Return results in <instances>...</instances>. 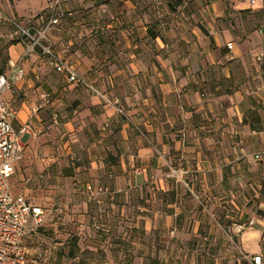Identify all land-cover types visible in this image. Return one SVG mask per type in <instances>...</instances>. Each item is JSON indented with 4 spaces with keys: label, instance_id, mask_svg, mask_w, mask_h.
<instances>
[{
    "label": "crops",
    "instance_id": "obj_1",
    "mask_svg": "<svg viewBox=\"0 0 264 264\" xmlns=\"http://www.w3.org/2000/svg\"><path fill=\"white\" fill-rule=\"evenodd\" d=\"M50 2L0 0V14L37 30ZM59 7L48 42L81 80L41 64L39 49L20 59L21 41L7 46L3 71L10 88L0 97L16 107L13 126L26 127L12 192L63 207L26 239L27 255L47 264H252L247 254L264 264V0ZM42 93L50 101L38 106ZM85 182L111 190L95 205L110 236L91 226Z\"/></svg>",
    "mask_w": 264,
    "mask_h": 264
},
{
    "label": "built area",
    "instance_id": "obj_2",
    "mask_svg": "<svg viewBox=\"0 0 264 264\" xmlns=\"http://www.w3.org/2000/svg\"><path fill=\"white\" fill-rule=\"evenodd\" d=\"M247 2L252 3L253 0H247ZM59 3L60 0H51L48 6L51 15L37 30L33 25H23L15 18H11V22L16 27L15 32L21 35V43L24 45L20 59H25L31 52L39 48L42 54L41 64L51 65L57 70H65L68 72V79L75 81L79 79V76L65 60L53 53L46 35L47 28L58 21L59 13L57 10L59 9ZM225 46L230 48L231 42L226 41ZM18 72L21 74L22 68H19ZM87 86L99 93L106 101L114 104L118 103L117 97L108 98L92 84H87ZM9 88L10 82L7 74L0 73V95ZM48 102V94L42 93V99L38 106H44ZM117 110L122 112L123 109L122 107H117ZM15 113L16 107L14 104L0 97V264H46L40 260L39 256L30 257L27 255L25 240L36 230L37 226L42 224L47 214L53 213L56 218H59L63 207L57 203L49 209H45L40 204L29 200L25 194L12 192L10 177L16 162L23 157L20 135L26 129L25 126L20 129H16L13 126L12 119ZM51 118L55 123L58 121L56 111L51 113ZM40 131L39 128L35 130L36 133ZM253 157L256 159L260 158V154L255 152ZM80 159V156L74 157L76 162H80ZM74 184H76V181H74ZM84 189L87 200L96 202L101 194L109 191L107 186L90 182L84 185ZM252 222V218L246 221H233L230 223V230L239 231ZM92 226L94 229H105L99 223L98 215L95 214L92 215ZM243 257L249 259L252 264H260L259 255L244 254ZM149 264H158V262L152 261Z\"/></svg>",
    "mask_w": 264,
    "mask_h": 264
},
{
    "label": "trees",
    "instance_id": "obj_3",
    "mask_svg": "<svg viewBox=\"0 0 264 264\" xmlns=\"http://www.w3.org/2000/svg\"><path fill=\"white\" fill-rule=\"evenodd\" d=\"M58 11V13H59V18H58V21L56 22V23H58L59 22V19L62 17V15H63V11L61 10V8L59 7V9L57 10ZM56 11V12H57ZM58 13H56L57 15H58ZM17 21H19V22H21L23 25H33L34 23H30V22H22V21H20L18 18H15ZM12 23V22H11ZM13 24V23H12ZM14 25V24H13ZM15 26V25H14ZM14 32H15V30H14ZM16 33V32H15ZM17 41H21V35L19 34V33H17V36H15V37H13V38H11L8 42H7V44L9 45V44H11V43H15V42H17ZM37 49H39V48H37ZM39 51V53H40V55H42L41 54V51H40V49L38 50ZM53 51V50H52ZM54 54H56L55 52H53ZM57 55V54H56ZM58 56V55H57ZM64 60V59H63ZM51 66V65H50ZM52 68H54L53 66H51ZM54 69H56V68H54ZM57 70V69H56ZM0 73H3V71H2V68H0ZM79 81L81 80V78L79 77V79H78ZM78 80H76V81H78ZM96 88V87H95ZM98 89V88H97ZM99 90V89H98ZM100 91V90H99ZM101 92V91H100ZM103 93V92H102ZM49 101H50V98H49ZM54 111H56V110H54ZM57 112V114H58V117H59V113H58V111H56ZM51 111H50V116H51ZM183 138V137H182ZM183 140H184V138H183ZM74 181H76V186H78L79 184H80V181H79V179H77V178H75L74 180H73V183H74ZM86 183H88V182H85V184ZM90 183H92V182H90ZM84 184V185H85ZM108 188V187H107ZM108 190H109V188H108ZM106 193H111V190H109L108 192H106ZM89 201V200H88ZM90 203H92L93 205H94V209H93V211L90 213V222H91V226H92V215L93 214H95V215H98V221H99V223L101 224V226L102 227H104L105 229H94L93 228V226H92V228L94 229V230H96L97 232H99L100 234H102L103 236H110V234H111V232H110V227L104 222V221H102V216L104 215V213H105V208L102 206V207H99V208H97V206H96V208H95V205H97V202L96 201H89ZM62 215H63V209H62V212H61V215H60V217H62ZM59 217V218H60ZM40 226V225H39ZM39 226H37V228L39 227ZM36 228V229H37ZM27 239V238H26ZM25 242H26V240H25ZM41 260V259H40ZM42 261V260H41ZM153 261H157L158 262V264H160V261L158 260V259H156V260H153ZM43 262V261H42ZM152 262V261H151ZM45 263V262H44ZM47 264V263H46Z\"/></svg>",
    "mask_w": 264,
    "mask_h": 264
},
{
    "label": "rangeland",
    "instance_id": "obj_4",
    "mask_svg": "<svg viewBox=\"0 0 264 264\" xmlns=\"http://www.w3.org/2000/svg\"><path fill=\"white\" fill-rule=\"evenodd\" d=\"M11 18L16 17L3 13L0 14V68H2V71H5L8 65L7 42L11 38L17 36V33L14 32L16 27L11 23ZM32 30L34 31L33 28ZM10 33H12V35H9Z\"/></svg>",
    "mask_w": 264,
    "mask_h": 264
}]
</instances>
